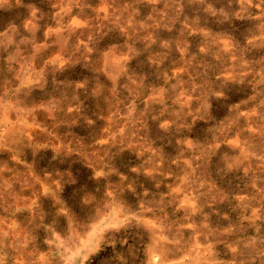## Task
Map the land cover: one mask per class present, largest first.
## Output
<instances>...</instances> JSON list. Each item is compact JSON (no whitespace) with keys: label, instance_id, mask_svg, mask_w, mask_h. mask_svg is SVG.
<instances>
[{"label":"rangeland","instance_id":"374dc122","mask_svg":"<svg viewBox=\"0 0 264 264\" xmlns=\"http://www.w3.org/2000/svg\"><path fill=\"white\" fill-rule=\"evenodd\" d=\"M0 264H264V0H0Z\"/></svg>","mask_w":264,"mask_h":264}]
</instances>
